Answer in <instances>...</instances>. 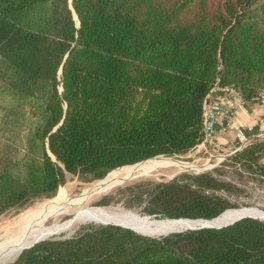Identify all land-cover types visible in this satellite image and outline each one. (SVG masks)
<instances>
[{
  "label": "trees",
  "instance_id": "16d2710c",
  "mask_svg": "<svg viewBox=\"0 0 264 264\" xmlns=\"http://www.w3.org/2000/svg\"><path fill=\"white\" fill-rule=\"evenodd\" d=\"M0 59L4 86L36 102L25 162L5 157L0 167L1 215L55 196L67 173L97 181L188 153L203 140L204 100L216 84L258 100L264 0H0ZM229 160L264 176V142ZM234 189L207 170L119 192L157 218H213L238 206L224 192ZM19 253L7 263L264 264V219L162 236L91 223Z\"/></svg>",
  "mask_w": 264,
  "mask_h": 264
},
{
  "label": "rangeland",
  "instance_id": "374dc122",
  "mask_svg": "<svg viewBox=\"0 0 264 264\" xmlns=\"http://www.w3.org/2000/svg\"><path fill=\"white\" fill-rule=\"evenodd\" d=\"M3 64L0 59V69H4ZM35 107L36 102L15 95L0 80V167L4 163L5 157L20 159L22 161L20 164L25 162L24 142L27 139L28 132L32 129V123L35 121V117L29 113ZM9 109H12L14 113L17 111L16 115H8ZM253 126L252 131L249 130L250 126L243 127L246 134L251 135L260 132L258 125L254 124ZM237 127L229 129L230 135L220 134V139L215 138L212 142H201L184 155H157L130 164L131 166L140 164L133 169H128L129 165L115 169L105 178L97 181H87L76 174L67 173L65 184L58 189L55 196L36 198L27 205L12 207L0 215L1 246L29 231L42 228L37 237L25 239L24 243L17 249L0 257V264H8L13 261L25 244H29L34 240L42 237L69 236L80 230L84 225L100 223L96 221L73 222L65 229L58 230L54 228L62 226L88 209H99L120 218L152 216L144 210V201L131 203L127 198V194L119 192L120 189H125L126 186L140 180H169L183 172L198 173L200 172L198 169L214 170L222 180L231 183V187H236L233 191L224 190L231 202L238 204L237 207L232 208L246 206L252 208L245 210L264 211L263 175H259L240 163L235 164L232 160H229L230 156L245 146L255 142H264V137L252 139L244 143L241 149H238L242 143L236 135ZM15 170L17 173L22 172V169L15 168ZM126 179L127 181L117 185ZM60 192H63L61 194L63 199L71 202L66 201L63 204L56 205ZM79 198L82 199L79 203L72 202ZM104 199L110 201L106 204L103 202ZM47 211L49 212L45 218L37 219L39 215L42 216ZM151 218L161 219L154 217V215Z\"/></svg>",
  "mask_w": 264,
  "mask_h": 264
},
{
  "label": "bare ground",
  "instance_id": "6f19581e",
  "mask_svg": "<svg viewBox=\"0 0 264 264\" xmlns=\"http://www.w3.org/2000/svg\"><path fill=\"white\" fill-rule=\"evenodd\" d=\"M75 18L77 19V15L75 14ZM140 165V164H137ZM137 165L127 167L128 169H133ZM62 191V189H61ZM63 192H60V195L57 198L56 205L63 204L64 202L68 201L66 199H63L61 197V194ZM82 199H75L72 202L79 203ZM71 202V201H68ZM50 211V210H49ZM43 213L42 216H38L37 219L45 218L48 215V212ZM242 212H247V213H252V214H263V211H257V210H231L229 212L224 213L222 217L219 219V221H230L234 218H236L240 213ZM86 221H96L100 223H105V222H121L128 224L138 230L144 231V232H150L154 234H162L166 233L172 230L176 229H184L188 226L194 225L196 222L195 221H189L185 219L181 220H160L156 218H148V217H134V218H120L118 216H114L112 214H108L104 211H101L99 209H88L82 212L80 215L73 217L71 220L67 221L64 223L62 226H56L54 228L61 230L65 229L68 227L70 224L73 222H86ZM34 223V222H33ZM32 228V227H31ZM31 230V229H30ZM42 231V228L36 229L29 231L28 233H25L23 236L14 239L13 241L7 242L4 245H0V257H2L6 253H10L17 249L20 245H22L25 241V239L31 237H37ZM35 241V240H34ZM33 242V241H32ZM31 242V243H32ZM30 244V243H29ZM28 245V244H25Z\"/></svg>",
  "mask_w": 264,
  "mask_h": 264
},
{
  "label": "built area",
  "instance_id": "2783aa9c",
  "mask_svg": "<svg viewBox=\"0 0 264 264\" xmlns=\"http://www.w3.org/2000/svg\"><path fill=\"white\" fill-rule=\"evenodd\" d=\"M239 91L233 85L221 86L216 84L207 94L204 100V124L202 142H212L216 137L218 130H229L234 122L236 107L230 104L232 97H239ZM258 101L264 104V90L259 94ZM256 125L259 126L260 132L251 135L246 134L243 127H237L236 135L242 144L238 147L241 149L243 144L258 138L264 137V116L258 118ZM250 126L249 130H253ZM264 177V176H263Z\"/></svg>",
  "mask_w": 264,
  "mask_h": 264
},
{
  "label": "water",
  "instance_id": "95a60500",
  "mask_svg": "<svg viewBox=\"0 0 264 264\" xmlns=\"http://www.w3.org/2000/svg\"><path fill=\"white\" fill-rule=\"evenodd\" d=\"M207 170L208 169H205V170L198 169V171H200V172L201 171H207ZM135 177H133V178H135ZM125 181H127V179L126 180H123L122 182L118 183L117 185H120V184L124 183ZM247 208H252V207L243 206V207H239V208H229V209L225 210L224 212H222L221 214H219L218 216L213 217V218H183V217H181V218H166L167 220H181V219H185V220H189V221H195L196 223L194 225L188 226V227H186L184 229H176V230H172V231H169V232H166V233H162V234H154V233H150V232H144V231L138 230V229H136V228H134V227H132V226H130L128 224L121 223V222H105V223H102V224H110V223H112V224H116V225H121V226L129 227V228H131V229H133V230H135V231H137L139 233L145 234V235L162 236V235H167V234L173 233V232H181V231H184V230H187V229H198V228H205V227H217V228L224 227V226L230 225V224H232V223H234V222H236V221H238L240 219H243L245 217H255V218L264 219V211H263V214H252V213L242 212L236 218H234V219H232L230 221H219V219L222 217V215H224V213H226L229 210H237V211H240V210H245ZM146 217L151 218L153 216L146 215ZM160 220H164V219H160ZM48 238H50V237H42V238H39V239L33 241L32 243H30L28 245H25L21 249L20 253L23 250L34 246L36 243H38V242H40L42 240L48 239Z\"/></svg>",
  "mask_w": 264,
  "mask_h": 264
},
{
  "label": "crops",
  "instance_id": "0c3cea01",
  "mask_svg": "<svg viewBox=\"0 0 264 264\" xmlns=\"http://www.w3.org/2000/svg\"><path fill=\"white\" fill-rule=\"evenodd\" d=\"M230 104H233L236 108V114L234 117V122L231 128L241 126H252L258 122V118L264 115V104L260 101H244L240 96L232 97L229 101ZM230 128V129H231ZM217 133V137H221L220 134L230 135V130L219 129Z\"/></svg>",
  "mask_w": 264,
  "mask_h": 264
}]
</instances>
